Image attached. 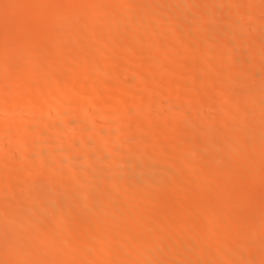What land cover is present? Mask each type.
<instances>
[{
  "label": "bare ground",
  "instance_id": "bare-ground-1",
  "mask_svg": "<svg viewBox=\"0 0 264 264\" xmlns=\"http://www.w3.org/2000/svg\"><path fill=\"white\" fill-rule=\"evenodd\" d=\"M34 1L0 0V264H264V0Z\"/></svg>",
  "mask_w": 264,
  "mask_h": 264
},
{
  "label": "rangeland",
  "instance_id": "rangeland-1",
  "mask_svg": "<svg viewBox=\"0 0 264 264\" xmlns=\"http://www.w3.org/2000/svg\"><path fill=\"white\" fill-rule=\"evenodd\" d=\"M197 1H198V0H197ZM197 1H196L195 3L200 2V1H198V2H197ZM33 3H35L34 0H33V2H31V4L34 5ZM163 5H164V4H163ZM163 5H162V6H163ZM242 6H244V5H242ZM242 6H241V7H242ZM164 7H166V6L164 5ZM164 7H163V8H164ZM242 8H243V7H242ZM242 8H240V6H239V9H240V10H241ZM244 8H245V6H244ZM45 9H46V10H45ZM45 9H43V10L41 9V10L38 11V12L35 11V12H34V16L36 15V16H35L36 18H40V17H41L40 19L43 20V21H44V20H47V18L51 16V12L53 13L54 10L51 9V8H48V7H45ZM47 9H48V10H47ZM243 10H244V9H242V11H243ZM50 11H51V12H50ZM47 12H49L50 14H49V13L47 14ZM37 13H38V14H37ZM97 13H98V12H97ZM99 13H101L100 16H102V15L104 16L103 18H105V17H107V16H108V18L111 17V16L109 17L110 13H107V12H104V11H102V12L99 11ZM99 13H98V15H99ZM39 14H40V15H39ZM46 15H47L48 17H46ZM37 16H38V17H37ZM222 17H223V16H222ZM101 18H102V17H101ZM108 18H106V19H108ZM155 19H156V18H155ZM218 19H219V18H218ZM158 20H159V19H158ZM158 20L156 19V21H155V20L153 19L152 21H155V23H156ZM163 20L165 21L166 19H163ZM219 20H220V22H221V18H220ZM79 22H80V20H78V23H79ZM150 22H151V20H150ZM158 22H159V21H158ZM158 22H157V23H158ZM127 23L129 24V26H128V24H127V25H124V26L127 27V28H129L131 25H130L129 22H127ZM151 24H153V23H151ZM158 24H159V23H158ZM153 25H154V24H153ZM53 27L55 28V26H53ZM53 27L51 28V26H48V29H46L45 31H44V29H45V27H44V28H43V31H42V35H44V36L47 37V38H51L50 40H55L54 36H57V35H58L59 30L61 31V30H62V27H61V28H58V29H57V28L54 29ZM46 28H47V27H46ZM52 29H53V30H52ZM52 31H53L52 35L55 34V35H53V36L51 35V32H52ZM45 34H46L47 36H46ZM48 34H50V36H49ZM257 34H258V33L255 34V37H259V34H258V36H257ZM221 35H222V34H221ZM255 37H254V38H255ZM85 40H86V39H85ZM166 41H167V40H166ZM251 41H252V40H251ZM18 42H19V41H17L16 43H18ZM95 42H96V41H95ZM95 42H93L92 44H94ZM16 43H15L14 45H15L16 47H18V45H20V43H18V45H16ZM165 43H166V42H165ZM167 43H168V41H167ZM169 43H170V42H169ZM162 45H163V47H165L164 49H166V48H168V47H171V46H170L171 44H169V46H167L166 44L164 45V43H162ZM162 45H161V46H162ZM93 46H96V45H93ZM166 46H167V47H166ZM250 47H251V45H249V46L247 47V49L250 48ZM169 49H170V48H169ZM63 52H67V50H63ZM41 56H43V55H40L39 57H41ZM39 57H38V59H41V58H42V57H41V58H39ZM43 57H44V58H47L45 63L48 64V61H47V60H49V59H51V58L47 57L46 55L43 56ZM145 59H146V57H145ZM145 59H143L142 56H135V57L133 58V61L135 60L134 62H137L138 64H140L141 62H145ZM147 59H148V58H147ZM147 59H146V60H147ZM41 60H42V59H41ZM141 60H143V61H141ZM38 61H39V60H38ZM49 61H50V60H49ZM139 61H141V62H139ZM244 61H246V60H244ZM42 62L44 63V60H43ZM42 62H39V63H42ZM43 63H42V64H43ZM118 63H119V62H118ZM118 63H117L116 65H117V67L120 68V66H121L122 64L119 66ZM137 63H136V64H137ZM112 64H114V65H111V64H110V66H115V63H112ZM115 67H116V66H115ZM122 68H124L123 65H122V67L120 68V69H121L120 71H123V70H124V69H122ZM0 69H1V68H0ZM117 69H118V68H117ZM45 76H47V75L45 74ZM168 76H169L170 78L172 77V75L170 76V74H168ZM166 77H167V75L164 76L165 80L169 79V78L166 79ZM111 87H112V86L109 87V85H107V87H106V86L104 87V88H106V89H105V92H106L105 94H108V91H109V93H111V91L109 90V88L111 89ZM248 89H252V87H250V88H248ZM37 90H39V88H38V89L36 88V91H37ZM40 90H41V89H40ZM40 90H39V92H40ZM33 91H34V88L31 89V92H33ZM39 92H37V93H39ZM34 93H35V92H33L32 95H34ZM37 93H35V95H37ZM5 95H6V94H5ZM108 95H109V94H108ZM108 95H107V97H108ZM110 96H111V95H110ZM110 96H109V97H110ZM36 106H37V105H36ZM36 106H35V107L33 106V107L36 108ZM37 109H38V106H37L36 110H37ZM68 109H70V108H68ZM68 109H67V110H68ZM73 109H74V108L71 107V112H70V110H69V112L72 113V111H74V110L76 111V109H74V110H73ZM75 111H74V112H75ZM67 112H68V111H67ZM74 112H73V113H74ZM147 113H148V112H145L144 115H143V114H141V115H143V117H145V115L148 116ZM202 116H203V117H202ZM202 116H201V119L206 120V118H205L206 116H204V115H202ZM212 116H215V115H212ZM212 116H209V118L211 117V120H212V119H216V117H217V115L215 116V118H213ZM204 118H205V119H204ZM207 118H208V117H207ZM208 120H210V119H208ZM129 127H130V126H129ZM129 127H128L127 125H123L122 127L120 126L119 129H118V128H114V129H116V131H117V130L121 131V128H123V130H125L126 128L129 129ZM123 130H122V131H123ZM59 135H60V134H59ZM59 135H57V136H59ZM78 136H79V137L81 136L80 133H79V134H78V133H75V134L72 135V137H74V138H78ZM42 139H43V138H42ZM42 139H41V140H42ZM43 140H44V139H43ZM44 141H45V140H44ZM42 143H44V142L42 141ZM148 147H150V145H148ZM161 147H162V146H161ZM168 147H169L168 144L163 145V148H164V149H166V148H168ZM163 148H159V149H160V150H164ZM15 155H16V153H15ZM72 158H73V161H74V162H73V161H72V162L75 163L76 165H77V164L79 165L80 163H82V164L84 163V161L81 162V158H80L79 155H73V156L71 157V159H72ZM204 158L206 159V157H203L202 160H200V162L205 161ZM141 159H142V161H141ZM141 159H140L139 163H142V162L144 161L143 158H141ZM203 159H204V160H203ZM87 161H88V162H87ZM198 161H199V160H198ZM198 161H197V162H198ZM206 161H207V160H206ZM206 161H205V162H202L203 164L200 163V165H199V163H198V165H199V166L204 165V163H206ZM86 162L88 163L87 165H91V164H94V163H95V162L92 161V160H91V161H90V160H86ZM80 165H81V164H80ZM84 165H85V163H84ZM49 171H52V170L50 169ZM196 173H197V176H198V175H199L198 172H195L194 174H196ZM236 173H237V172H236ZM197 176H196V177H197ZM194 177H195V175H194ZM171 180H174V179L171 178ZM131 181H132V180H131ZM131 181H129L128 184H129ZM103 182H104V181H103ZM107 182H108V181H105V182H104V185H110L109 183L107 184ZM168 182L170 183V179H169ZM168 182H167V185H169ZM171 182H173V181H171ZM125 184H127V182H125ZM171 184H172V183H170V185H171ZM213 188H214V189H213ZM204 191H205L206 193L211 194V193H210L211 191H213V192L215 191V187H211V188L209 187V188H206ZM213 192H212V193H213ZM78 194H79V193H78ZM74 195H76V194L74 193ZM139 195H140V194H139ZM142 195H143V194H142ZM144 195H145V194H144ZM144 195H143V196H144ZM76 197H77V196H76ZM80 197H81V196L79 195L78 198H80ZM144 197H146V196H144ZM138 198L141 199V198H143V197L140 195ZM162 198H163V203H165V204H168V203H169L170 200H169L167 197H162ZM64 200H65V199L57 200V201H55L54 203L60 205L61 203L64 202ZM161 201H162V200H161ZM206 201H207V202L204 201V202H202V203L200 204V205H201V208L204 207V210H207V209H209V208L212 206V202H211V201H210V202H209L208 200H206ZM252 202H253V201H252ZM252 202H251V203H252ZM254 202H255V201H254ZM210 203H211V206H210ZM257 203H259L260 205H264V204H263L264 202H255V203H252V205L255 204V206H256V205L259 206V204H257ZM202 204H204V205H202ZM205 206H206V207H205ZM180 207H181V206H180ZM178 208H179V206H178ZM78 209L80 210V208H78ZM122 212H123L124 214H130V213H132L131 211H129V210H127V209H124ZM128 212H129V213H128ZM41 220H42V219H40V222H41ZM42 221H43V220H42ZM254 221H255V219H254V217H252V216H251V217H248V218H245V219H243V220L239 219L238 223L235 224L234 227H233V225H232L231 228L233 227L234 231H236V232L239 231L238 234L244 236L243 234L247 235V234H248V230H251V229H252V226H253V224H254ZM40 222H39V223H40ZM140 222H144L145 225L148 224L147 226H149V224H150V225H151V224H154V222H156V224H157V220H155V218H152V217H149V218H147L146 220H140L139 223H140ZM41 223H42V222H41ZM139 223H138V225H139ZM144 223H141V224H143V226H145ZM235 223H236V222H235ZM70 225H72V224L70 223ZM70 225H69L68 223H66V224H64L63 226L58 227V229H61V228H62V229H61V231H62L65 227H69V228H67V229L65 228V229L67 230V232H68V230H71L72 227H73V225H72V227H71ZM143 226H142V227H143ZM153 226H154V225H151V227H153ZM229 226H230V224H229ZM229 226L227 225V227L225 228V229H227L228 232H230V231H229V230H230V227H229ZM70 227H71V228H70ZM140 227H141V226H140ZM151 227H147V228H151ZM143 228H144V227H143ZM145 228H146V226H145ZM201 228H202V227H201ZM65 229H64L63 231H66ZM235 229H236V230H235ZM190 230H191V231H187V232L183 235L184 239H186V240H188V239H189V240L194 239L195 235L198 234V233H200L199 230L202 231L203 229H200V228H192V229H190ZM195 230H196L197 232H195ZM231 231L233 232V230H231ZM27 232H29V231H27ZM194 233H195V234H194ZM241 233H242V234H241ZM246 233H247V234H246ZM222 234H225V235H222ZM226 234H227V232L224 233V232L220 231L219 234H216V236L213 238V240L210 241V242H211L210 245H212V244L214 245V244L217 243V242L220 243V242H219L220 240H221V242H222V240L224 239L223 237L226 238V236H227ZM260 235L264 237V233H263V234L261 233ZM192 236H194V237H192ZM129 248L131 249V246H130L129 244H125V243H124V244H123V243L120 244V245L118 246V248H117V250H116L114 256H116V258L119 257V256L121 257L122 254H124V252H127V250H128ZM177 248L180 249V246L177 247ZM181 248H182V247H181ZM130 249H129V250H130ZM179 249H178V250H179ZM166 250H168V251H166ZM166 250H164V251H166V252H163L164 255H165V253H167V254H169V256H170V253H172V254L175 253L173 249H166ZM79 252H80V251H79ZM79 252L76 251L77 254H75V255L78 256ZM176 252H177V250H176ZM4 253H5V252H4ZM157 253H158L159 255H161V254H160L161 252L158 251ZM157 253H156V254H157ZM193 253H196V252H195V251H192V253L190 252V255L193 256V255H194ZM8 254L11 255V257L14 256V254H12V253H8V252H7V254H6V253H5V254H2V256H3L2 258H4V259H6V258H7V259L10 258V256L8 257ZM152 254H153V253H152ZM172 254H171V255H172ZM154 255H155V254H154ZM149 256H150L151 258H153V255L150 254ZM166 256H167V255H166ZM157 257H158V255L156 256V258H157ZM154 258H155V257H154ZM4 259H2V260H4ZM117 259H119V258H117ZM117 259H116V260H117ZM120 259H121V258H120ZM120 259H119V260H120ZM193 264H197V263L195 262V263H193Z\"/></svg>",
  "mask_w": 264,
  "mask_h": 264
}]
</instances>
